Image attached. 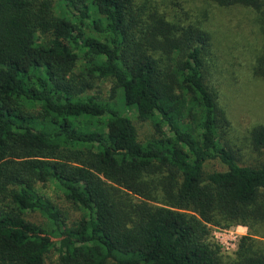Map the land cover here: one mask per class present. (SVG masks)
<instances>
[{"label":"trees","instance_id":"16d2710c","mask_svg":"<svg viewBox=\"0 0 264 264\" xmlns=\"http://www.w3.org/2000/svg\"><path fill=\"white\" fill-rule=\"evenodd\" d=\"M211 1L264 25V0ZM161 8L0 0V264H264V162L243 163L225 138L215 38ZM251 75L264 81V50ZM95 79L113 80L147 136L89 92ZM244 138L264 151V123ZM213 161L225 169L208 172ZM49 183L75 218L39 190ZM212 225L248 228L235 256Z\"/></svg>","mask_w":264,"mask_h":264},{"label":"rangeland","instance_id":"374dc122","mask_svg":"<svg viewBox=\"0 0 264 264\" xmlns=\"http://www.w3.org/2000/svg\"><path fill=\"white\" fill-rule=\"evenodd\" d=\"M157 1L161 9L171 15L176 12L185 19L189 18V14L205 21L215 38V50L219 51L221 60L219 66L225 68L221 76L222 82L219 84L220 102L231 120L225 138L235 150L241 151L243 163L254 165L263 163L264 151L254 152L244 137L252 125L264 123V81L251 75V62L258 51L264 50V25L256 23L252 9L242 6L226 7L211 0ZM89 92L101 100L118 104L136 124L140 138L143 139L151 132V125L137 118L136 107L123 105L120 100L121 94L114 90L112 79H95ZM213 169L225 168L213 161L207 166V171ZM39 190L66 209L73 218L79 214L76 208L65 200L56 185L51 183L46 186L39 185ZM27 218L40 225H48L47 219L39 212L29 213ZM248 232L244 225L211 226L212 239L221 246L225 256H235L241 237ZM56 257L53 256V259Z\"/></svg>","mask_w":264,"mask_h":264}]
</instances>
